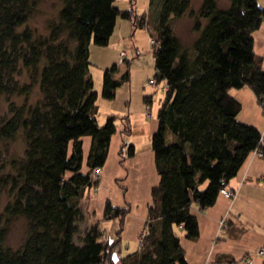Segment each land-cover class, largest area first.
I'll return each mask as SVG.
<instances>
[{
    "label": "trees",
    "instance_id": "trees-1",
    "mask_svg": "<svg viewBox=\"0 0 264 264\" xmlns=\"http://www.w3.org/2000/svg\"><path fill=\"white\" fill-rule=\"evenodd\" d=\"M45 1L0 0V264H115L117 254L120 264H188L174 228L198 238L192 206H212L221 180L233 178L252 151L264 158L262 133L238 121L241 103L230 93L248 86L264 109V67L252 35L264 23V8L258 0L223 7L202 0L197 9L192 0H149L157 7L152 28L150 13H137L133 0L129 8L121 0H55L51 11L42 8ZM43 13L44 31L33 24ZM183 17L191 31L185 40L176 25ZM118 18L147 29L155 79L165 86L151 136L159 180L151 187L145 234L125 255V207L104 205L102 219L118 222L114 238L99 223L80 227V201L99 184L90 172L104 165L116 131L114 115L103 125L96 120L89 45H107ZM129 78L128 68L118 79L105 69L102 96L114 99ZM84 136L90 147L82 171ZM17 140L18 150L8 156ZM128 154H135L132 144ZM20 218L25 233L12 248L6 237Z\"/></svg>",
    "mask_w": 264,
    "mask_h": 264
},
{
    "label": "rangeland",
    "instance_id": "rangeland-1",
    "mask_svg": "<svg viewBox=\"0 0 264 264\" xmlns=\"http://www.w3.org/2000/svg\"><path fill=\"white\" fill-rule=\"evenodd\" d=\"M55 0H46L42 8L51 11L55 5ZM134 1V0H133ZM139 14L144 11L150 13L149 20L152 27L153 20L157 16V7L150 4L148 0H135ZM220 6H223V0H218ZM121 8H129L130 0H121L117 2ZM45 14H39L33 20V24L44 31ZM118 21H126L118 18ZM126 23H129L126 21ZM178 34L182 40L187 39L188 18L183 17L176 22ZM153 28V27H152ZM118 39L121 41L118 50H123L125 60L108 63L107 68L111 75L118 79L120 75L128 68L130 78L122 83L115 91V97L108 100L102 96L103 73L105 69L98 68L99 62L111 59L113 42ZM99 47H108V54L102 56L98 50ZM150 36L145 27H134L129 24V28L116 27L111 36V42L105 46H98L90 43L89 73L93 82V90L97 93V114L98 125H103L109 115H114L116 131L112 135L108 147L107 159L100 168L101 177L98 189L96 191L87 188L81 199V207L84 210L85 217L80 222V227L84 229L87 225L96 221L109 226L111 231L110 238L115 237L114 230L117 228V221L103 220L104 205L108 200L113 206L125 207L127 209L124 216L123 230L121 234V253L125 255L134 251L139 244V236L146 224L148 206L151 203V187L158 182V173L154 166V157L151 150V136L158 126V110L164 98V81L155 79V66L152 59ZM120 56V53H119ZM124 59V58H123ZM113 66L114 69H113ZM153 80L155 84L150 83ZM144 97H150L149 102H145ZM149 105V109H147ZM260 117L264 118V109L258 104ZM3 107L0 108V114L3 113ZM246 110V108L244 109ZM146 112L150 116H146ZM240 112V111H239ZM238 112V113H239ZM238 115V114H237ZM128 118L131 132L127 135L123 132V121ZM243 118V114H240ZM123 138L129 144L134 145L135 154H128V145H123ZM20 146L19 140L8 145L7 155L16 152ZM90 147V137H83V162L82 171L86 170V157ZM71 143L69 144V154ZM149 153V154H148ZM5 155L1 148L0 158ZM151 155V158L149 157ZM151 159V161H150ZM5 196L1 198L4 203ZM25 233V221L23 219L15 220L9 229L6 237V243L12 248L18 247ZM254 258V256H252ZM115 264H120L119 255L115 256Z\"/></svg>",
    "mask_w": 264,
    "mask_h": 264
},
{
    "label": "crops",
    "instance_id": "crops-1",
    "mask_svg": "<svg viewBox=\"0 0 264 264\" xmlns=\"http://www.w3.org/2000/svg\"><path fill=\"white\" fill-rule=\"evenodd\" d=\"M201 1L192 0V7L197 9ZM228 2L229 0H223V6H226ZM258 4L264 8V0H258ZM126 21L117 20L115 29L116 27L128 29L131 23ZM186 32H188V36L191 35L189 20ZM252 35L253 49L256 54L262 57V67H264V23ZM111 36L108 43L111 42ZM112 44L114 46L111 50L110 61L99 62L96 65L102 71L107 69L108 63L119 62V53L123 50L117 51V47H120L121 41L116 39ZM98 50L102 56H106L109 51L108 47H99ZM163 88L165 90V86ZM230 93L241 103V109L237 115L238 121L255 126L264 137V118L260 117L259 103L254 92L248 86H244L232 88ZM245 108L246 110H244ZM240 114H243V118L239 117ZM149 157L151 158V155ZM153 163L156 168L155 158ZM226 186L236 192L233 199L219 194L215 203L210 207L199 209L197 205L192 206V211L198 219V238L195 240L186 239L180 227L174 228L181 240L188 264H241L240 259L247 254L254 256L253 264H264V256L256 255V251L264 247V158L255 150L252 151L239 172L226 182ZM81 204L80 201V206ZM222 218L225 219V223L220 226ZM94 223H99V226L105 229L104 231L109 235L111 231L109 226H105L99 221ZM117 229L118 226L114 232Z\"/></svg>",
    "mask_w": 264,
    "mask_h": 264
},
{
    "label": "built area",
    "instance_id": "built-area-1",
    "mask_svg": "<svg viewBox=\"0 0 264 264\" xmlns=\"http://www.w3.org/2000/svg\"><path fill=\"white\" fill-rule=\"evenodd\" d=\"M150 43H153V40L150 41ZM124 52L121 51L120 52V56H119V60L122 61L123 58H124ZM150 83L152 84H155V82L153 80H150ZM147 109H149V105H147L146 107ZM146 116H150V113L149 112H146ZM264 142V137H261L260 138V143ZM257 153H259V151L255 150ZM100 168L99 167H96L94 168L91 172H90V176L93 178V179H99L100 177ZM221 186H220V189H219V193L224 195L225 197L229 198V199H233L235 196H236V192L227 188L226 186V182L225 180H221ZM94 191L97 190V188H94L93 189ZM225 223V219L222 218V220L220 221V226H223ZM145 234V228L142 230L141 232V235ZM106 237L104 236L103 239H105ZM139 244H140V241H139ZM256 255H259V256H264V247L262 248H259L257 251H256ZM240 263L241 264H253V258H252V255L251 254H247L245 256H243L241 259H240Z\"/></svg>",
    "mask_w": 264,
    "mask_h": 264
}]
</instances>
